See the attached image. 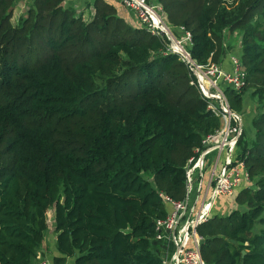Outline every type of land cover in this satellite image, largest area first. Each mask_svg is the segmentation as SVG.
Instances as JSON below:
<instances>
[{"label":"trees","instance_id":"trees-1","mask_svg":"<svg viewBox=\"0 0 264 264\" xmlns=\"http://www.w3.org/2000/svg\"><path fill=\"white\" fill-rule=\"evenodd\" d=\"M18 2L0 0V264L39 263L50 211L52 264H162L161 194L188 199V163L220 118L167 43L106 1L85 21L66 0H34L14 27ZM158 2L200 66L222 64L226 33L239 32L247 86L229 102L238 114L248 93L264 104V0ZM251 130L238 210L197 230L205 264H264V112Z\"/></svg>","mask_w":264,"mask_h":264},{"label":"built area","instance_id":"built-area-1","mask_svg":"<svg viewBox=\"0 0 264 264\" xmlns=\"http://www.w3.org/2000/svg\"><path fill=\"white\" fill-rule=\"evenodd\" d=\"M116 3L132 12L151 36L167 43V53L178 55L189 66L196 78V84L208 108L220 118L222 127L203 141V147L196 150L187 167V189L189 196L194 191L202 193L203 179L209 165V157L218 155L215 164L225 156L226 162L221 171L215 170L208 191L197 217L195 208H190L188 199L184 202L173 201L161 194L169 214L166 219L156 222L155 241L162 244V264H205L201 255L204 238L197 230L212 219L214 205L219 199H235L241 191L251 185L249 171L244 161H238L237 146L244 134V120L236 113L229 102L227 91L241 92L247 86V74L239 57L231 56V68L222 64L200 66L190 56L188 48L192 45L190 34L183 29L175 32L170 28L164 9L160 4L149 0H106ZM178 34L180 36H178ZM188 196V198H189ZM46 264V263H45Z\"/></svg>","mask_w":264,"mask_h":264},{"label":"crops","instance_id":"crops-1","mask_svg":"<svg viewBox=\"0 0 264 264\" xmlns=\"http://www.w3.org/2000/svg\"><path fill=\"white\" fill-rule=\"evenodd\" d=\"M97 1L98 0H66V2L63 4V7L74 9L78 16H83V18H85L84 19L85 21H92L96 15V6L95 5H96ZM104 1H106V0H104ZM149 1L151 3L159 4L158 0H149ZM107 3H109V2H107ZM109 4H111L112 6H114L117 9L119 16L123 20H125L126 23H128L129 25H131L135 28H139V22L132 12H130L125 7H123L119 4H116V3H109ZM230 58H231V55L227 56L225 58L224 62L222 63L223 67L226 69L231 68ZM248 133L250 134V136H253V131L251 130V128L248 129ZM237 155H238V153H237ZM209 159H210V162H209V165L206 169L205 177L202 181L203 182L202 193L199 196L200 202H198L197 191H194L193 193H191L189 198H188V203H189L190 208H195V212H196V214L194 213V215H196L195 217H197L201 211V208H202L201 201H203L204 197L206 196V193H207L208 188H209V184L211 182V177H212L213 172L215 170L221 171L224 167V163L226 162L225 156H222L220 158V161H219L220 166H219V168H216L215 164L218 161V155L213 154L209 157ZM236 210H238L236 198L235 199L223 198V199H219L216 202V204L214 205L212 214L214 217H216V216L226 217ZM56 239H57V237H55L53 251L49 250V252L47 253L48 254L47 261H41L43 254L46 253L45 249H44L45 248L44 247L45 242H44V245H43L40 257H39V263L38 264H45V263L46 264H52V259L59 256L58 252L56 251ZM68 263H70V260Z\"/></svg>","mask_w":264,"mask_h":264},{"label":"rangeland","instance_id":"rangeland-1","mask_svg":"<svg viewBox=\"0 0 264 264\" xmlns=\"http://www.w3.org/2000/svg\"><path fill=\"white\" fill-rule=\"evenodd\" d=\"M34 0H19L17 3L15 9L13 10V16H12V25L14 27L19 26L22 19H27L29 10L33 6ZM85 19V18H84ZM178 36H180L178 34ZM226 41L225 44L228 47V54L231 56H239L241 55V40L242 35L239 32L235 33H226ZM228 55V56H229ZM264 112V104H261L257 98L251 97V94L248 93L244 96V110L243 113L239 114L242 119L244 120V127L246 131L252 127L253 120L257 117L258 114ZM247 138V136L245 135ZM237 152L240 151L237 146ZM254 187V184H252ZM54 211L48 212V225H49V231L46 235L45 239V254H43L41 261H47L48 259V252L49 250L53 251L54 242L56 232H55V220H54ZM260 230L259 227L256 228V232ZM51 261V260H50ZM74 260H71L68 264H73Z\"/></svg>","mask_w":264,"mask_h":264},{"label":"water","instance_id":"water-1","mask_svg":"<svg viewBox=\"0 0 264 264\" xmlns=\"http://www.w3.org/2000/svg\"><path fill=\"white\" fill-rule=\"evenodd\" d=\"M243 255L245 256L246 255V252H243Z\"/></svg>","mask_w":264,"mask_h":264}]
</instances>
